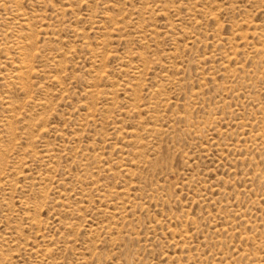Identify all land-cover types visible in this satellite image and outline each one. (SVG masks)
<instances>
[{"label":"rangeland","instance_id":"374dc122","mask_svg":"<svg viewBox=\"0 0 264 264\" xmlns=\"http://www.w3.org/2000/svg\"><path fill=\"white\" fill-rule=\"evenodd\" d=\"M0 264H264V0H0Z\"/></svg>","mask_w":264,"mask_h":264}]
</instances>
